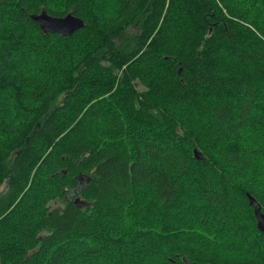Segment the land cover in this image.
I'll use <instances>...</instances> for the list:
<instances>
[{"label":"trees","instance_id":"16d2710c","mask_svg":"<svg viewBox=\"0 0 264 264\" xmlns=\"http://www.w3.org/2000/svg\"><path fill=\"white\" fill-rule=\"evenodd\" d=\"M2 185L0 264H264V0H0Z\"/></svg>","mask_w":264,"mask_h":264},{"label":"water","instance_id":"95a60500","mask_svg":"<svg viewBox=\"0 0 264 264\" xmlns=\"http://www.w3.org/2000/svg\"><path fill=\"white\" fill-rule=\"evenodd\" d=\"M31 17L39 24L44 33L51 32L67 36L72 35L85 26V20L72 12L63 16H56L47 11H42L39 14H32ZM195 155L198 159L201 158V154L197 150L195 151ZM248 196L250 204L255 210L258 227L260 230L264 231V213L262 212L261 204L253 195L248 193Z\"/></svg>","mask_w":264,"mask_h":264},{"label":"rangeland","instance_id":"374dc122","mask_svg":"<svg viewBox=\"0 0 264 264\" xmlns=\"http://www.w3.org/2000/svg\"><path fill=\"white\" fill-rule=\"evenodd\" d=\"M5 189H6L5 185L0 186V192L5 190ZM63 205H64V203L62 202V200H58V201L53 202V206H63Z\"/></svg>","mask_w":264,"mask_h":264},{"label":"bare ground","instance_id":"6f19581e","mask_svg":"<svg viewBox=\"0 0 264 264\" xmlns=\"http://www.w3.org/2000/svg\"><path fill=\"white\" fill-rule=\"evenodd\" d=\"M258 226V225H257ZM264 232V231H263Z\"/></svg>","mask_w":264,"mask_h":264}]
</instances>
